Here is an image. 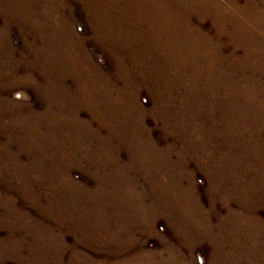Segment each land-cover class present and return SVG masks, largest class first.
Here are the masks:
<instances>
[{
    "label": "rangeland",
    "instance_id": "rangeland-1",
    "mask_svg": "<svg viewBox=\"0 0 264 264\" xmlns=\"http://www.w3.org/2000/svg\"><path fill=\"white\" fill-rule=\"evenodd\" d=\"M92 1L0 0V264H264V72L244 50L256 35L192 12L208 39L171 57L159 37L128 47L121 34L147 30L148 5L121 0L126 21L99 16L97 33ZM206 40L216 50L200 54ZM84 61L113 92L99 118ZM123 107L132 132L118 127Z\"/></svg>",
    "mask_w": 264,
    "mask_h": 264
},
{
    "label": "bare ground",
    "instance_id": "bare-ground-1",
    "mask_svg": "<svg viewBox=\"0 0 264 264\" xmlns=\"http://www.w3.org/2000/svg\"><path fill=\"white\" fill-rule=\"evenodd\" d=\"M126 1H127V3L129 1H131V2H138V5H141V6H147L148 5L149 6V9L152 8L151 18L149 19V21H150L149 22V26H148L147 30L144 31L145 33L140 31V27L139 26L130 27L129 28L130 30L128 32L122 30V32H121L122 36H125L126 39L128 40L127 43H126L128 47L135 46V45L137 46V44L139 42L143 41L144 38H143V35L140 36V37H136V38H135V36L136 35H139V34H145V36H150L151 35V36L159 37L160 39H162V46H160V47L162 49L167 48L168 49V52H169V54H170L171 57H176V55L178 56V55L183 54L182 49H184V47H186V50H188L189 52L190 51H194L195 50V47H197L195 44L200 43L201 41H203V39H208L207 36L204 33H202L197 27L191 25V22L192 21H191L190 13L195 12V13H198L199 17H202V18L211 15V16H213L215 18L216 21L229 22L232 25V28L235 27V29L233 30L232 33H233L234 37H236V39H237V37H244V36L247 37V36H250V35H252V37H253L254 35H256L255 36L256 37L255 38L256 40H254V39H252V40L256 41L257 43H254V42H251V41H244V45H245L244 46L245 47L244 50H246V52L249 53V54L251 52H256V51L259 50V71L264 72V0L262 1L261 5H260V2H259V9L256 6V3H257V2H255L256 0H228L227 1V5H229V8H227L222 2H220V0H188L187 1V5L184 6L186 12H178L177 13V10L174 9L173 11L171 10L172 12H174L173 14H169L167 11H168V9H171V7H174V6L177 5V4L176 5H173L174 4L173 3L174 0H162V3H165L166 4V5H163L162 6L163 8L160 7V6H158V5H156L157 3L158 4L161 3L159 0H126ZM126 1H125V3H126ZM240 1H244L245 4L247 3L246 6L243 4L244 5V8H240V7L238 8V6L240 4ZM92 2H93V4L92 5L90 4V6L93 7V16L92 17H96L97 18V17L101 16V17L105 18V17H108L109 15H111V13L112 14L114 13V15H116V22H115L116 25H114V26L116 28H118V29L121 27V24L123 23V21H126L127 15L124 14V12H125L124 9L127 7V5H125V7L124 6H120L121 5V3H120L121 0H111V3L110 4L104 3L102 0H93ZM17 3H19V2H17ZM119 3H120V5H119ZM90 6H89V8H90ZM232 6L233 7H237L236 9L238 11L237 12L235 10L232 11V9H231ZM116 8L117 9L119 8L120 11L118 9L117 12H116L115 11ZM141 10L142 9L139 8L138 11H141ZM138 11H137V16L139 17L141 13L139 14ZM181 11H184V10L182 9ZM241 15L243 17L246 16L248 18H251V20L254 21L255 25H256V22H257V24H259V35L256 34L253 31H251V29L247 28V26H244V20H243V17ZM142 16H144V15L142 14ZM140 18H142V17H140ZM102 21L103 20L100 18L99 23L97 22L98 24H95L96 25V26H94V31L95 32L99 33V32H101L103 30ZM112 25H110V29L107 32V36L110 39H112V36H113L111 34L112 31L110 32V30L113 28ZM221 31H222V29L219 30V32H221ZM130 33L133 34L134 36L131 37V34ZM248 38H250V37H248ZM135 40H137V41H135ZM157 41H159V40H157ZM206 41H207L208 44L205 43V42H203V44L198 49V51L200 52V54H206V53L209 54L211 51H215L216 50V47L211 43V40H206ZM242 44H243V42H242ZM156 47L159 48L158 46H153V47H148V46L146 47V46H144V48L149 49V50H153L152 48H156ZM165 55H166V53H165ZM64 58L66 60H68L65 56H64ZM86 62H88V61H84V62H81V63L76 62L75 63V65H76L75 68H76V71L80 70L82 72V74L84 75V77L87 78L86 83L81 86V90H82V93H83L82 94V97L85 100L84 103L85 104L88 103L91 107H93L94 110L97 111V112H95L97 118H99L100 115L105 114V113H109V110L111 109L110 106L113 105V103L111 104V101L108 100V96H107V94L111 93L112 90H111V88L106 83H103L101 81L102 80V77L95 70L96 68L95 69L93 68V70L85 71L84 66L86 65ZM175 62H177V61H175ZM178 64H176V66H174V68H176V70H179L178 69ZM194 73H195V71H194ZM191 77H193V75ZM193 78H195V75H194ZM49 79L47 81V84L48 85H53V82L50 81ZM246 82H247V80H246ZM93 84H97L98 86L102 87L104 89V91L105 90H108V91H105L106 94L103 95V98L102 99L97 100L98 91L97 92H94L93 90L91 91L88 88V86L92 87ZM94 88H96V87H94ZM52 90H54V88ZM262 92L264 93L263 90H262ZM244 93H245V91H244ZM249 96L250 97L253 96V92L252 91H249ZM57 98L64 99L63 100L64 102H66L68 100V97H66V100H65L64 96H58ZM127 103H128V100L127 99H125L124 101H121V104H123L126 107H128L127 106ZM123 113H124V116H122V121H120L122 123V125L121 126H118V127L119 128H124V130L127 129L128 132H132L131 131V128H133V127H131V124L134 123V122H139V119H135V115L133 116L132 113H131V111H130V109H127L125 107H123ZM262 114H264V107H263V105H259V117H260V119H261V115ZM261 121H262V124L264 125V121L263 120H261ZM110 126H111V128L113 130H115V127L112 124H110ZM54 128H56V127H54ZM133 129H136V128L134 127ZM139 132H141V131H138V133ZM133 133H135V132H133ZM122 138L120 137V139H122ZM134 140H138L137 143H139L140 140H142V139L141 138H138V137H136V138H133L132 137L131 138L132 144L135 143ZM148 146H150V145H148ZM150 152H152V150ZM154 157H155V154H154ZM133 160H134V158H133ZM153 160H154V158H153ZM166 164H168V163H166ZM158 167H159V165H158ZM165 168H167V167H165ZM132 196H133V194H132ZM175 198L176 197L174 196V199ZM114 202H116V201H114ZM114 202H112L113 204H110L111 202L108 203V204L106 203V206L109 207V208L110 207L111 208H115V210H117V212L120 213L119 208H122L123 209L125 203L123 204V203L120 202V204L114 205ZM176 203H179V202H176ZM180 206H182V205H180ZM126 207H128V206H126ZM177 211H178V209H177ZM187 212H188V210H187ZM174 215H176V214H174Z\"/></svg>",
    "mask_w": 264,
    "mask_h": 264
}]
</instances>
